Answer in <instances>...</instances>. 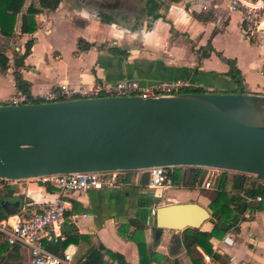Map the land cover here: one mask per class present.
<instances>
[{
	"label": "crops",
	"instance_id": "0c3cea01",
	"mask_svg": "<svg viewBox=\"0 0 264 264\" xmlns=\"http://www.w3.org/2000/svg\"><path fill=\"white\" fill-rule=\"evenodd\" d=\"M158 1H162L158 16L151 14L146 5H140L127 16L120 14L119 17L127 18V21L116 17V21L108 22L101 19L100 11L92 9L88 1L61 0L56 10L35 14V31L17 32L11 37L0 33L1 37L11 41V47L8 48V44L4 51L9 55L12 49L21 51L23 43L33 38L31 51L25 56L20 71L29 83V90L34 93L45 91L54 83L88 85L101 77L112 81L134 77L146 82L182 79L189 85L203 87V91H236L238 85L228 73L229 64L222 59L223 56L234 59L241 72L245 89L240 92L264 94V43L250 41L242 34L239 27L241 15L237 11L228 12L227 0ZM140 9L142 12L136 13ZM58 16L68 22H81L94 31L92 34L87 31L85 35L76 32L75 45L64 53L61 45L52 42L62 34V29L55 25ZM80 38L93 45L80 48ZM112 45L125 48L128 55L120 58L111 53L107 48ZM204 52L207 54L204 55ZM12 70L13 66L6 71L0 70L2 103L16 90ZM130 175L134 178L130 179ZM126 177L128 184L64 194L53 186L46 189L31 177L7 183L13 187L17 199L22 200L18 212L25 215V211L30 215L47 207L58 196L65 201L67 208L63 219L39 234L45 248L44 242L63 239L68 232L75 234L74 237L69 236L71 240L64 247L70 245L72 248L71 260L59 263L77 264V259L91 246L101 244L104 246V259L112 264L117 262L107 250L121 253L130 264H139L137 244L120 233L124 223L129 224L131 219H136L144 225L143 234L149 249L165 254L164 260H154L150 264H172L174 257H178V264H193L180 240L182 229L163 228L160 235L156 234L154 211L158 205L171 202L197 201L209 206L214 192L201 187V184L195 187L182 184L152 187L147 185V174L140 171H128ZM179 187L187 190H176ZM227 189L232 192L231 188ZM247 202L250 205L240 214L237 228L227 231L232 234L233 243L222 241L224 234L211 237L213 249L221 254L220 259L211 257L213 264L222 261L229 264H264V206H258L261 201L255 199ZM74 211L86 215L80 214L72 223L69 217ZM212 225L208 218L199 227L211 230ZM133 228L130 225L129 230ZM156 237H159L157 244ZM6 242L9 243L0 233V246ZM15 244H18V251H12L15 255L10 257V264H30L28 248ZM9 249L4 245L2 255ZM191 249L196 255L203 257L206 254L199 245Z\"/></svg>",
	"mask_w": 264,
	"mask_h": 264
},
{
	"label": "water",
	"instance_id": "95a60500",
	"mask_svg": "<svg viewBox=\"0 0 264 264\" xmlns=\"http://www.w3.org/2000/svg\"><path fill=\"white\" fill-rule=\"evenodd\" d=\"M152 166L218 167L264 177V94L181 91L0 103L2 179ZM0 205L15 214L20 200ZM211 213L197 201L158 205L155 232L199 227Z\"/></svg>",
	"mask_w": 264,
	"mask_h": 264
},
{
	"label": "trees",
	"instance_id": "16d2710c",
	"mask_svg": "<svg viewBox=\"0 0 264 264\" xmlns=\"http://www.w3.org/2000/svg\"><path fill=\"white\" fill-rule=\"evenodd\" d=\"M61 0H30L24 7L26 0H0V33L6 37L14 36L17 32H33L37 28V21L35 14L43 12L45 10H56ZM162 2V1H161ZM158 0H148V11L154 16H158V8L161 3ZM118 4V1L114 3ZM104 21H109L108 14L102 11L100 15ZM79 47L82 49L89 48L93 45L92 42L84 40L82 38L78 41ZM33 44V38H28L23 43L21 51L12 49L10 55L5 51L0 50V70L6 71L9 66H13V76L15 79L16 89L29 92V83L22 77L20 67L24 64L23 60L27 54L31 51ZM108 51L117 55L120 58H124L128 55V51L118 45L108 46ZM204 55L207 53H203ZM222 59L229 64L228 73L236 81L237 85L241 82V72L236 66L234 59L223 57ZM197 86L186 85L182 87L181 91H203L201 87L192 88ZM36 101V100H35ZM0 103H2L0 101ZM168 174L171 176L174 184H182L187 187H195L203 183L205 179V169L199 166H174L168 170ZM264 177L248 174L239 171H227L224 170L220 176L215 180L216 190L213 197L209 202V207L212 208L211 216L209 220L212 222L211 230H204L200 227L187 226L181 230L180 240L184 246L187 254L190 256L193 264H207L204 258L200 255H195L192 250V246L199 245L203 251L214 259H220L221 254L213 249L211 237L222 236L230 229H236L237 223L241 218V213L245 210L250 202H247L242 194L254 196L261 193L264 196V186L261 183ZM0 183H5L3 187H0V202L2 200L17 199L15 196L13 187L7 183V180L0 178ZM46 189H50L51 185L48 182L40 183ZM231 188L232 192H229L227 188ZM258 206H264V200L259 202ZM0 212L2 215L7 213L2 209L0 205ZM26 215H29L25 211ZM130 225L134 228L129 230ZM144 225L136 219H131L129 224H123V231L120 232L123 236L135 241L139 252V264H150L152 261L164 260L165 254L149 249L147 242L145 241L143 234ZM155 228V227H154ZM129 232V233H128ZM75 234L67 233L63 239H57L56 241L49 240L45 243L46 248L56 254H62L63 249L71 238ZM159 237L155 238L157 244ZM5 246H9V251L2 255V250ZM0 246V256L2 260L0 264H10V257L15 255L12 251H18V244L2 243ZM103 245L91 246L83 256L77 259V264H112L108 260L104 259ZM110 257L117 262V264H130L126 261L121 253L107 250ZM16 264H21L17 262ZM63 264V263H57ZM220 264H229L226 261H222Z\"/></svg>",
	"mask_w": 264,
	"mask_h": 264
},
{
	"label": "built area",
	"instance_id": "2783aa9c",
	"mask_svg": "<svg viewBox=\"0 0 264 264\" xmlns=\"http://www.w3.org/2000/svg\"><path fill=\"white\" fill-rule=\"evenodd\" d=\"M228 12L237 11L241 18L239 27L242 34L250 41H264V0H227ZM189 85L182 79H159L155 81H142L134 77H123L117 80L97 78L88 85H69L67 83H54L42 92H26L16 89L7 96L3 103L20 104L36 101H56L72 98L93 97L100 95H142L155 96L180 92V89ZM174 166H152L137 170H100L81 171L44 174L31 177L33 180L43 183L48 182L60 193L69 191H83L93 187L120 186L128 184L126 177L128 171H140L147 174V185L152 187H165L173 185V180L168 174V170ZM205 169V179L200 185L209 188L212 181L217 179L225 170L218 167H203ZM229 171V170H227ZM7 182L9 181L8 179ZM264 186V180H261ZM216 188V187H211ZM247 200H264L261 193L254 196L242 194ZM66 203L59 196L56 197L47 207L25 215L21 212L15 214L2 215L0 212V233L10 244L19 243L25 245L30 254V264H57L60 261L69 262L72 258L73 250L68 245L64 248L61 256L42 246L39 234L51 226L59 223L66 210ZM86 213L72 212L69 219L72 223L76 218ZM222 241L227 244L233 243V236L230 232L224 233ZM203 258L207 264H213L211 257L204 254ZM166 264V263H157Z\"/></svg>",
	"mask_w": 264,
	"mask_h": 264
},
{
	"label": "rangeland",
	"instance_id": "374dc122",
	"mask_svg": "<svg viewBox=\"0 0 264 264\" xmlns=\"http://www.w3.org/2000/svg\"><path fill=\"white\" fill-rule=\"evenodd\" d=\"M28 1L30 0H26L25 5L28 3ZM86 1L90 3L92 9H96V11L97 9L100 10L99 15H101L102 11L108 14V17L110 19L108 22L116 21V17L122 19L121 21H125V20L127 21V18L119 17L120 14L127 16L128 14H130V11H132L134 8L137 9L139 8L140 5H146V6L148 5V0H118L117 5L114 4L115 0H86ZM139 12H142V10L140 9L136 13ZM55 25L56 27L62 29L61 30L62 34L60 35L61 37H58V39L57 38L52 39V42H55V44H58V46L61 45L62 46L61 50H63L64 53L67 52L71 46L75 45L74 35L76 34V32H80L83 35H85L87 31L90 32L91 34L94 31L93 28H89V27L87 28L86 25H83L81 22H68L66 19H64L61 16H58V18L55 20ZM7 46L8 48L11 47V41L0 36V50L2 51L6 50ZM11 53L13 52L11 51ZM192 88H197V87H192ZM242 88L245 89V87L242 86V82H240V84L236 87L237 89L236 92H240ZM131 178H134V175H130V179ZM215 180L212 181L211 186L209 188H206L207 190L215 192L216 188H211V187H216ZM4 185L5 183H0V187H3ZM176 190L186 191L187 189L179 187ZM184 257H186V259H189L188 256H186V254H184Z\"/></svg>",
	"mask_w": 264,
	"mask_h": 264
},
{
	"label": "flooded vegetation",
	"instance_id": "af4514ba",
	"mask_svg": "<svg viewBox=\"0 0 264 264\" xmlns=\"http://www.w3.org/2000/svg\"><path fill=\"white\" fill-rule=\"evenodd\" d=\"M86 1V0H85ZM100 11V10H99ZM13 201L14 200H16V199H12ZM20 200V207L22 206V204H23V202H22V200L21 199H19Z\"/></svg>",
	"mask_w": 264,
	"mask_h": 264
}]
</instances>
